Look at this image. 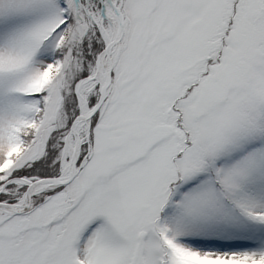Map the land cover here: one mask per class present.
<instances>
[{"label": "snow or ice", "instance_id": "1", "mask_svg": "<svg viewBox=\"0 0 264 264\" xmlns=\"http://www.w3.org/2000/svg\"><path fill=\"white\" fill-rule=\"evenodd\" d=\"M0 264H264V0H0Z\"/></svg>", "mask_w": 264, "mask_h": 264}]
</instances>
